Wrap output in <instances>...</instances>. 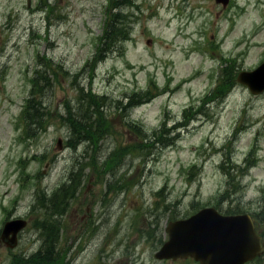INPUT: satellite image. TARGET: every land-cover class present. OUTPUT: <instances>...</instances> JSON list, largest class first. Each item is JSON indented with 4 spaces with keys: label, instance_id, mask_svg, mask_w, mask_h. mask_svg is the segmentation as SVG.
<instances>
[{
    "label": "rangeland",
    "instance_id": "374dc122",
    "mask_svg": "<svg viewBox=\"0 0 264 264\" xmlns=\"http://www.w3.org/2000/svg\"><path fill=\"white\" fill-rule=\"evenodd\" d=\"M114 1L0 0V238L28 222L0 264H198L155 254L209 207L264 236V93L237 82L264 63V0H124L133 34L95 63Z\"/></svg>",
    "mask_w": 264,
    "mask_h": 264
},
{
    "label": "water",
    "instance_id": "95a60500",
    "mask_svg": "<svg viewBox=\"0 0 264 264\" xmlns=\"http://www.w3.org/2000/svg\"><path fill=\"white\" fill-rule=\"evenodd\" d=\"M216 1L225 7L230 2ZM238 82L248 86L253 94H262L264 64L254 72L240 73ZM26 226L21 220L7 223L1 241L10 249L16 248L18 234ZM167 232L170 240L155 255L158 260L191 257L200 264H247L263 254V238L249 215L224 216L213 208L205 209L188 220L170 223Z\"/></svg>",
    "mask_w": 264,
    "mask_h": 264
},
{
    "label": "trees",
    "instance_id": "16d2710c",
    "mask_svg": "<svg viewBox=\"0 0 264 264\" xmlns=\"http://www.w3.org/2000/svg\"><path fill=\"white\" fill-rule=\"evenodd\" d=\"M124 0H115L112 3V12L110 16V22L105 26V29L103 31V37L101 38V48L99 47V51L97 52L96 61L100 62L106 59L108 54L115 50V47L118 45H121L123 42L128 41L130 39V35L133 34L134 26L137 23L136 20H133L130 22V20L123 14L122 10L124 9ZM140 9V8H139ZM106 57V58H105ZM47 67H49L50 62L46 64ZM44 72H38L37 75H42ZM42 81V80H41ZM36 88V85H35ZM154 95L150 96L148 100L145 101H139L136 103H131L129 105L130 107H134L136 105H141L145 103H149L154 99ZM136 98H142V96L137 95ZM83 99V98H82ZM134 99V100H135ZM45 107H43V101L40 96L39 100L38 98H34V100L31 102L30 105H27L26 109V120L30 121V131H34L38 129V131L41 129H45V127L40 124V122L45 123L46 119L50 117V114L44 113ZM124 110H127V107L124 108ZM35 126V128H33ZM33 134L30 133V137H32ZM49 242L52 243V245L47 246L46 253L49 254L50 250L48 248H53L55 246V241L51 239V236H48Z\"/></svg>",
    "mask_w": 264,
    "mask_h": 264
}]
</instances>
